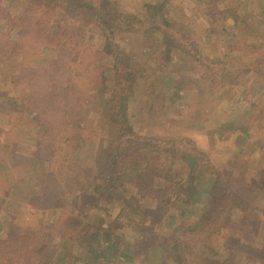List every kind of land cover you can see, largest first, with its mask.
Returning <instances> with one entry per match:
<instances>
[{"label":"trees","instance_id":"16d2710c","mask_svg":"<svg viewBox=\"0 0 264 264\" xmlns=\"http://www.w3.org/2000/svg\"><path fill=\"white\" fill-rule=\"evenodd\" d=\"M13 1L22 4V11L4 17L6 21H3L4 31L0 30V37L8 36L9 40L0 41V56L9 46L14 58H22L23 63L15 71L13 66L9 68L12 79H9L7 90L0 91V113L5 114L3 129L8 134L5 138L1 134L4 130L0 132V155L7 156L14 149L16 144L10 139L25 120H31L38 151L34 157L17 154L21 157L17 162L21 164L27 160L28 167L43 162L51 181L61 183L56 180V173L68 154L62 140H67L72 150L78 151L88 139L98 135L95 128H87L70 116L85 106L88 101L85 99L96 80L99 87L104 84V64L100 62V51L96 47L97 40L103 36L107 45L114 48L115 39L126 34H163L157 40L166 50L194 59L199 79L210 93L219 95L229 80L226 77L239 84L242 102L238 108L244 111L235 117L228 113L229 122L242 120L251 110L255 109L254 115H257L264 109V82L257 80L255 70L259 68H250L253 65L264 67V41L248 45L257 54L252 62L228 56L210 57L202 53L198 32L191 24L184 23L185 17L180 16L176 8L162 6L159 2L151 5L149 21L139 19L136 13L128 10L113 21L98 12L92 0ZM5 9L10 7L5 6ZM89 26L96 29L94 35L88 33ZM16 28L18 36L12 43L11 31ZM40 43L62 50L58 65L52 70L28 66L34 62L28 59ZM121 56L123 54L118 51L115 83L103 86L109 89L104 96L107 100L103 109L115 116L120 137L115 148L108 146L104 150V183L88 181L104 200L88 210L103 212L102 216L97 215L99 222L89 220L87 214L71 215L58 219L55 225L44 223L46 228L40 231L45 234L21 231V227L6 233L10 215L2 211V206L12 188L0 172V264H74L78 255L71 252L72 248H63L55 239L56 233L67 237L73 247L78 245L90 260L100 264H137L136 254L123 248L124 239L139 247L147 242L148 248L158 240L165 248L161 257L165 260L170 253L172 264H213L209 255L216 257L220 252L232 255V251L237 253L233 260L242 261L240 256H245L248 258L246 264H264V245L245 241L241 231L226 232V225L232 220H248L240 216L249 215L252 207L251 198L242 191L246 180L236 179L216 166L211 155L191 136L164 138L137 131L133 120L136 114H131L129 109L131 93L126 85L130 74L127 63L119 60ZM169 80L174 81L173 78ZM62 93L66 95L62 97ZM63 99L67 108L62 107ZM162 99L165 100V96ZM174 104L163 105V108ZM243 129L248 133L247 126ZM215 131L208 134L210 138H214ZM174 158L178 159L179 169L172 170L167 162ZM98 163L100 161L95 164ZM250 183L264 192V181ZM84 185L81 180L71 184L75 190ZM57 188L52 190L49 185L45 197L53 199L69 191L61 184ZM111 209L117 211L116 219L125 226L126 234L120 235L107 223L105 212L110 214ZM261 238L264 244V223ZM215 240H223L224 245L213 247Z\"/></svg>","mask_w":264,"mask_h":264},{"label":"rangeland","instance_id":"374dc122","mask_svg":"<svg viewBox=\"0 0 264 264\" xmlns=\"http://www.w3.org/2000/svg\"><path fill=\"white\" fill-rule=\"evenodd\" d=\"M92 1L98 12L113 21L118 20L127 10L136 13L139 19L149 21L151 17L149 9L158 2L165 7L176 8L180 16L185 17L184 23L191 24L197 30L201 51L210 57L228 56L252 62L257 54L249 49L248 45L264 41V0ZM5 6H9L10 9L6 10ZM21 11L22 4L13 0H0V30L4 31L5 15L20 14ZM88 31L89 34L94 35L96 29L89 26ZM17 36L16 28L11 31L12 43L16 41ZM97 37L100 35L98 34ZM162 37L163 34L159 33L126 34L122 38L115 39L114 48L107 45L104 36L103 39L97 40L96 47L100 51V62L104 64L102 72L104 84H100L99 87L96 80L85 99L88 100L85 106L79 112L73 111L69 116L87 128H95L98 135L88 139L78 151L72 150L67 140H62L61 144L68 154L63 166L56 173L58 178L56 180L61 183L51 181L52 179L47 177L49 173L43 162H35L32 167L26 165L27 160L21 164L17 162L21 159L17 154L34 157L38 151L33 122L31 120L23 122V126L14 138L10 139L16 144L14 149L7 156L5 155L6 157L0 155L4 157L0 159V172L12 188L2 206V211L10 215L5 228L6 233L21 227V231L45 234L46 232L40 231L46 228L44 223L48 226L55 225L58 219L71 215L87 214L89 220L99 222L97 215L102 216L103 212H95L97 210L88 212V210L91 205L104 200L100 199L95 187L93 191L88 181L104 183L105 178L102 175V172L106 174L103 169L106 167L104 150L108 146L115 148L120 137L115 116L103 109L107 100L104 96L109 90H105L103 86L115 83L117 79L115 62L118 60L116 55L121 51L123 56L119 60L123 59L127 63L130 74L126 85L131 93L130 113L136 114L133 118L135 129L146 135L164 138L191 136L202 150L211 155L216 166L237 177L236 179L243 177L246 183L242 185V191L251 198L252 202L250 214L240 215L246 217L247 222L232 220L226 225L228 229L226 232L241 231L245 241L254 245H264L261 238V228L264 223V192L250 183L253 180L264 181V109L257 115H254L255 109L251 110L242 120L229 122L228 113L235 117L244 111V108H238L242 102L239 84L235 79L226 77L229 80L220 90V94L210 93L208 87L199 79L194 59L186 54L166 50L161 45V41L157 40ZM8 40V36L0 37L2 42L6 43ZM9 48L8 46L4 49L0 56V91L7 90L12 79L8 74L9 68L13 66L15 71L23 63L22 58H14ZM61 52L60 47L40 43L28 59L34 62L29 63L28 66L52 70L58 65ZM250 68L251 70L259 68L255 70L257 80L264 82V71L262 72L264 67L253 65ZM169 78H173L174 81L171 82ZM12 86L10 83V88ZM64 95L66 94H61L62 97ZM164 96L165 100L162 99ZM61 103L62 107L67 108L64 99ZM169 103L175 104L170 108H163V105ZM4 119L5 114L0 113V132L4 130ZM244 126L249 128L248 133L243 132ZM211 130H216L214 138L208 135ZM1 134L5 138L8 136L5 130ZM96 161L100 163L96 165ZM167 165L172 170L179 169L177 158L169 160ZM45 177L48 179L46 180ZM80 180L85 185L82 189L75 190L71 184ZM60 184L68 188L66 194L53 199L45 197L49 185L55 190ZM38 192L41 199L37 195ZM152 206H155V203ZM116 213L114 209H111L110 214L105 212L107 223L112 224L120 235L126 234V228L116 219ZM55 239L63 248H72L71 252L78 255L74 264H100L90 260L87 252L82 251L78 245L74 244L73 247V243L62 234L56 233ZM146 243L139 247L125 239L122 241L123 248H128L136 254L137 264H172L173 258L170 253L165 260L161 257L165 248L160 246L158 240H154L150 248ZM215 243L213 245L215 248L224 245L223 240H215ZM236 256L235 251H232V255L226 252H220L216 257L209 255L213 264H246L248 261L245 256H240L242 261L233 260Z\"/></svg>","mask_w":264,"mask_h":264}]
</instances>
